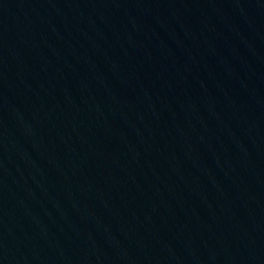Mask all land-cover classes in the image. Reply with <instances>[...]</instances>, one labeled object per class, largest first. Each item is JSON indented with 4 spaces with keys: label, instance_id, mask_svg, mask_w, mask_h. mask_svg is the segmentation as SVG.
Listing matches in <instances>:
<instances>
[{
    "label": "water",
    "instance_id": "obj_1",
    "mask_svg": "<svg viewBox=\"0 0 264 264\" xmlns=\"http://www.w3.org/2000/svg\"><path fill=\"white\" fill-rule=\"evenodd\" d=\"M101 264H264V23L186 120Z\"/></svg>",
    "mask_w": 264,
    "mask_h": 264
}]
</instances>
